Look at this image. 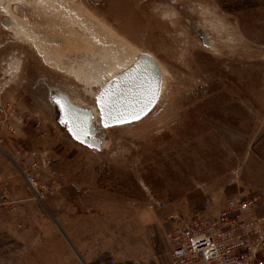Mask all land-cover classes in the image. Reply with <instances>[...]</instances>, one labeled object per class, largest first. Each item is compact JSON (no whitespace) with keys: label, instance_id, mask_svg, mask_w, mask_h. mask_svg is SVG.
I'll list each match as a JSON object with an SVG mask.
<instances>
[{"label":"rangeland","instance_id":"rangeland-1","mask_svg":"<svg viewBox=\"0 0 264 264\" xmlns=\"http://www.w3.org/2000/svg\"><path fill=\"white\" fill-rule=\"evenodd\" d=\"M142 54L161 71L154 107L119 126L96 121L99 149L73 140L53 90L98 109L99 86L77 71L127 65L118 78ZM0 130L1 155L18 139L23 188L19 165L35 154L43 178L75 201L127 207L100 238H80L94 254L106 249L90 264H167L166 234L180 218L218 215L231 196L264 207V0H0ZM36 207L47 230L19 208L0 210V264H84Z\"/></svg>","mask_w":264,"mask_h":264},{"label":"built area","instance_id":"built-area-1","mask_svg":"<svg viewBox=\"0 0 264 264\" xmlns=\"http://www.w3.org/2000/svg\"><path fill=\"white\" fill-rule=\"evenodd\" d=\"M31 158L27 169L19 168L20 175L33 198L43 203L57 191L59 183L47 182L35 154ZM50 177L64 179L57 172ZM16 206L11 187L0 183V210ZM166 240L171 264H264V207L254 196H231L218 215L180 218L167 232ZM99 264L119 263L108 259Z\"/></svg>","mask_w":264,"mask_h":264},{"label":"crops","instance_id":"crops-1","mask_svg":"<svg viewBox=\"0 0 264 264\" xmlns=\"http://www.w3.org/2000/svg\"><path fill=\"white\" fill-rule=\"evenodd\" d=\"M1 131V130H0ZM18 131V130H17ZM18 135V134H17ZM10 150L7 149L6 156L0 154V183L8 184L11 187V196L13 200L17 203L15 208L21 209L24 213L28 214L30 217H34L33 223L39 225V227H44L46 230L50 227L49 220L39 219L36 214L39 208L36 207V204L43 206L51 215L52 219L57 225L60 234L56 232V238H67L77 254V256L85 261L84 264L89 263L94 258H103L106 256V249L103 251L97 252L94 254L92 251L88 250L80 238H85L87 234L96 235L97 238L101 236V226H116L115 221L117 220L118 215L122 217L121 219H126V206H120L119 204L103 203V202H81L75 201L74 195L75 192L73 189L58 187L57 191L53 195L48 196L45 201L42 203L38 200H35L31 193L28 191L26 183L24 181V188L21 186V180L19 174L15 173L17 169L14 170L15 165L18 166L20 161H18L17 148L19 147L18 139L17 142L12 141ZM0 147H3L0 145ZM4 149V147H3ZM20 168V165H19ZM22 168V167H21ZM18 171V170H17ZM31 195V197H30ZM14 208V209H15ZM85 217L83 220L84 225L80 224V218ZM96 221V226L99 229H94L92 222ZM107 220V223L102 222ZM88 222V223H87ZM88 224V225H87ZM26 226L25 223L18 224V230ZM56 231V230H54ZM112 232L115 235V230ZM45 231L42 232L44 234ZM62 236V237H61ZM43 238H48L47 235ZM71 240V241H70ZM74 240V241H72ZM168 250V249H167ZM114 254V253H113ZM168 263L171 264L170 258H168ZM125 264V263H122Z\"/></svg>","mask_w":264,"mask_h":264},{"label":"water","instance_id":"water-1","mask_svg":"<svg viewBox=\"0 0 264 264\" xmlns=\"http://www.w3.org/2000/svg\"><path fill=\"white\" fill-rule=\"evenodd\" d=\"M160 83L161 71L158 62L154 57L149 56L148 54H142L138 57L135 66L124 72L121 76L116 78V80L109 83L100 93V96L104 97L107 106L112 110V114L118 115L125 109H131L132 106H138L142 96L149 90L156 91L158 97ZM57 95L61 104L64 105L63 109L61 108V105L56 106L58 121L68 132L69 136L85 147L99 149L101 145L93 137L94 135L91 126L93 120L92 113L86 109L73 105L65 94L58 93ZM157 99L147 108L140 118L145 116L154 107ZM62 119L69 121V125L80 133V139H77L73 135V132L69 131V125L61 123ZM119 125L123 124H110L109 127ZM81 128L86 130L87 135H84V133L81 132Z\"/></svg>","mask_w":264,"mask_h":264},{"label":"snow or ice","instance_id":"snow-or-ice-1","mask_svg":"<svg viewBox=\"0 0 264 264\" xmlns=\"http://www.w3.org/2000/svg\"><path fill=\"white\" fill-rule=\"evenodd\" d=\"M156 91L149 90L146 94H144L139 101L138 106H132L131 109H125L124 111L120 112L118 115H113L112 110L110 107L107 106V102L105 101L103 96L97 97V103L100 104V113H101V123H103L104 127L107 128L110 124H124L128 123L133 120H137L140 116L147 110V108L155 102L157 99ZM54 103L61 105V108H64V105L61 104L59 99L53 98ZM62 124L69 125V121L62 119ZM79 127V125H78ZM69 131L73 132V135L80 139V133L76 131L75 128L69 125ZM81 132L84 135H87L86 130L81 128Z\"/></svg>","mask_w":264,"mask_h":264},{"label":"bare ground","instance_id":"bare-ground-1","mask_svg":"<svg viewBox=\"0 0 264 264\" xmlns=\"http://www.w3.org/2000/svg\"><path fill=\"white\" fill-rule=\"evenodd\" d=\"M15 31H16V34H21V33H24V31L22 30V28L21 27H19L17 24H15ZM7 29V28H6ZM14 31V32H15ZM23 35V34H22ZM139 57V56H138ZM131 62V61H130ZM89 64V63H88ZM130 63H128V65H129ZM121 65H124V64H115V68H114V71H112L111 73H109L108 75H104L103 77L102 76H98V75H100V74H96V69H95V71L93 70V71H91V72H84V71H82V70H79V71H77L78 72V76H79V78H78V80L79 81H87V82H92V83H94L96 86H99V89L95 92V99L97 100V97L98 96H100V93L104 90V88L109 84V83H111L112 81H114L116 78H117V76L121 73V71H123V69L124 68H126L127 67V65L125 66V67H123L122 68V66ZM89 84V83H88ZM91 84V83H90ZM160 85H161V83H160ZM53 90V89H52ZM95 91V90H94ZM92 92V91H91ZM160 92V91H159ZM58 93H62V94H65L66 95V93H64V92H62V91H60V90H58V89H55V90H53V94H52V97H51V99H52V101H53V103H54V100H53V98L55 97L56 99H58ZM93 94V93H92ZM66 96H68V95H66ZM159 96V95H158ZM92 97H93V95H92ZM68 99H69V101L73 104V105H75V106H77V107H79V108H82V109H86V110H88V111H90L91 113H92V116H93V120H92V130H93V135H94V133L96 132L95 131V128H96V125H95V123H96V121L97 122H99V124L100 125H102L103 126V123H101V120H102V118H101V113H100V104H99V108L97 109L96 107H92V108H85L83 105H79V104H77L76 102H74L69 96H68ZM97 102V101H96ZM54 105H55V107L58 105L59 106V104H56V103H54ZM88 105V104H87ZM104 127V126H103ZM105 128V127H104ZM94 137V139L98 142V143H100V145H101V143H102V138L103 137H95V135L93 136Z\"/></svg>","mask_w":264,"mask_h":264}]
</instances>
